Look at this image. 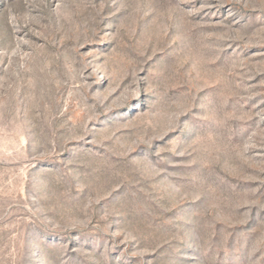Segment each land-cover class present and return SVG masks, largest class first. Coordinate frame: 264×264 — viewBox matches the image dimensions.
Here are the masks:
<instances>
[{"label":"rangeland","instance_id":"obj_1","mask_svg":"<svg viewBox=\"0 0 264 264\" xmlns=\"http://www.w3.org/2000/svg\"><path fill=\"white\" fill-rule=\"evenodd\" d=\"M0 264H264V0H0Z\"/></svg>","mask_w":264,"mask_h":264}]
</instances>
